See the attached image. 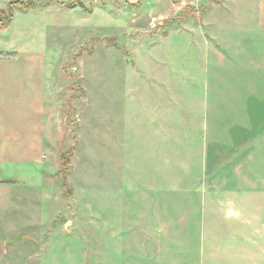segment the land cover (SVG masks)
<instances>
[{
	"label": "rangeland",
	"instance_id": "1",
	"mask_svg": "<svg viewBox=\"0 0 264 264\" xmlns=\"http://www.w3.org/2000/svg\"><path fill=\"white\" fill-rule=\"evenodd\" d=\"M76 1L16 11L0 38V49L18 50L34 36L56 83L81 98L60 115L64 144L53 138L47 161L8 169L18 182L0 187V264H221L205 258L211 241H231L211 213L237 227L227 200L243 209L247 235L264 243L257 0L239 2L226 43L204 39L202 9L159 26L126 0Z\"/></svg>",
	"mask_w": 264,
	"mask_h": 264
},
{
	"label": "crops",
	"instance_id": "2",
	"mask_svg": "<svg viewBox=\"0 0 264 264\" xmlns=\"http://www.w3.org/2000/svg\"><path fill=\"white\" fill-rule=\"evenodd\" d=\"M56 1L58 3L53 5L67 7ZM240 1L126 0L129 8H138L140 5V9L149 11L146 14L149 23L159 26L177 16L185 8H192L195 11L202 9L205 17L203 25L200 24L199 27L201 32L202 26L209 31V35L202 32L204 39L208 42L225 43L230 41L228 28L236 25L231 14L236 13ZM251 4L254 8L257 7L259 30L264 32V0H257ZM228 21L232 22L231 25H226ZM190 24L191 20L182 26L187 27ZM216 25L222 29L221 36L215 34L217 32L213 28ZM7 31L8 29L1 30L0 38L7 39ZM222 32L227 34L222 35ZM226 37L228 38L225 39ZM26 42L28 43L26 48L0 49V187L18 182L16 178H8L10 175L8 169L35 167L47 161L48 156L54 153L51 151L54 148L53 138L59 135L61 139L57 138V141L60 145L64 144L67 122L65 118L62 120L60 115H67L72 99L74 107L81 99L78 96L73 97L71 85L68 84L64 88L63 83L60 85L56 83L49 71L51 62L46 53L37 49L34 36L30 35ZM225 204L227 218L238 220L237 227L234 230L228 229L227 225H221L215 213H211L212 224L217 228L222 227V230L231 236V241L225 245L216 239L214 242L211 241L205 261L250 264L251 260L256 261L261 255L264 256V243L254 241L247 235V228L244 229L243 224L248 223V220H244L243 209L237 208L232 200H227ZM215 207L216 205H210V209ZM234 234L239 236L232 237ZM255 251H258V254ZM205 253L204 249V255Z\"/></svg>",
	"mask_w": 264,
	"mask_h": 264
},
{
	"label": "trees",
	"instance_id": "3",
	"mask_svg": "<svg viewBox=\"0 0 264 264\" xmlns=\"http://www.w3.org/2000/svg\"><path fill=\"white\" fill-rule=\"evenodd\" d=\"M56 3H58V2L55 0H47L45 5L39 6L34 1L23 2V1L17 0V1L11 2L7 9H0V30L5 31L13 23V21L15 19V12L16 11H19V12L24 13V14H28L29 11H31V10H35V9L42 8V7L47 8V7H49L53 4H56ZM77 3H78V1L73 0L66 6L69 8H75L77 6ZM188 11H192V13L195 12L193 10H189L188 8H186L183 10L182 14H180L178 16L177 19L180 22L181 21L182 22L187 21L190 18ZM168 22H169V20L167 21V23ZM71 91L75 92V88L71 87ZM73 102H74V99H72L70 102L69 115L73 114V112H74ZM72 151L73 150H69L67 152V155L70 156L72 154ZM63 161H64V168H66V173H67L69 161L66 158H64Z\"/></svg>",
	"mask_w": 264,
	"mask_h": 264
},
{
	"label": "water",
	"instance_id": "4",
	"mask_svg": "<svg viewBox=\"0 0 264 264\" xmlns=\"http://www.w3.org/2000/svg\"><path fill=\"white\" fill-rule=\"evenodd\" d=\"M133 62V61H132ZM20 242V237L17 238V240L15 242L10 243L12 246H17L19 245Z\"/></svg>",
	"mask_w": 264,
	"mask_h": 264
}]
</instances>
